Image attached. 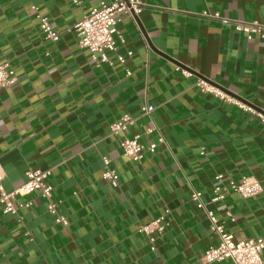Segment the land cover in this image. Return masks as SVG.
<instances>
[{
    "label": "crops",
    "instance_id": "0c3cea01",
    "mask_svg": "<svg viewBox=\"0 0 264 264\" xmlns=\"http://www.w3.org/2000/svg\"><path fill=\"white\" fill-rule=\"evenodd\" d=\"M82 1L0 0V61L18 77L0 91L2 184L13 192L28 171H51L53 200L69 222L57 225L38 193L15 200L32 203L20 211L23 226L0 206V264H201L219 239L193 190L236 242L264 239V191L211 203L218 175L264 187V123L197 86L206 80L264 113V40L203 16L264 24V0H139L143 11L119 25L126 44L118 52L134 55L113 68L94 64L73 28L114 0ZM40 16L61 32L59 42L45 40ZM146 101L165 143L135 162L110 127L131 115L139 120L131 135L144 133ZM103 158L117 184L103 179ZM167 210L153 252L140 229Z\"/></svg>",
    "mask_w": 264,
    "mask_h": 264
},
{
    "label": "built area",
    "instance_id": "2783aa9c",
    "mask_svg": "<svg viewBox=\"0 0 264 264\" xmlns=\"http://www.w3.org/2000/svg\"><path fill=\"white\" fill-rule=\"evenodd\" d=\"M77 5H82V0H74ZM145 5L139 0H114L110 4L102 3L100 6L92 8L89 13L76 23L73 30L78 38L79 47L88 50L91 60L94 64L101 67L107 65L110 68L115 66V62L122 65L134 55L133 51L126 54L118 52L119 44L125 45L126 39L119 29V25L123 20V16H131L140 14ZM204 17L221 21L224 25H232L239 33L245 34L248 40L259 38L264 40V24L257 22H241L238 20H230L222 18L220 14H203ZM40 28L44 34L45 40L57 43L61 40V32L52 27L48 17L40 16ZM115 55V60L111 58ZM181 70V69H179ZM186 77L192 74L186 70H181ZM133 73L127 71V77H131ZM18 81L17 74L9 61H0V91L13 87ZM197 86L205 94H210L216 98L229 104L238 106L245 112L258 117L264 123V113H261L244 103L238 98L224 92L216 86L210 84L206 80L199 79ZM155 107L149 102H145L141 107V118H146L148 123L144 133H133L131 129L138 124V119L131 115H124L118 121L111 125V135L120 138V148L123 155L135 162H142L147 154H155L158 147L165 143V139L161 134L159 126L156 124L153 114ZM155 137V141L146 143L143 138ZM51 171L30 170L26 174L25 183L14 190L6 192L3 187L4 172L0 165V206L5 215L14 216L20 225H24V217L20 215V211L30 209L31 201H25L16 204L17 198H28L33 194L40 196L47 201L48 213L54 217L57 225L67 227L68 220L58 212V204L53 200L54 188L49 184ZM103 179L117 184L119 175L116 170L111 168V162L108 158H103ZM217 185L213 188V198L211 203L224 200L231 194H236L244 199H251L259 196L264 187L262 183L254 178L243 177L236 181L230 179L224 182V176H216ZM203 194L197 190H193L191 200L196 204L199 210L207 213L211 224V230L217 235L219 244L210 247L204 254L201 264H216L222 262H230L231 264H264V239H251L246 241H235L232 234L226 233L223 226L215 213L208 209L207 204L202 199ZM170 214L166 211L163 216L156 219L152 223L143 226L140 229L150 237L151 251L156 252V241L158 237L164 235L166 230L165 220Z\"/></svg>",
    "mask_w": 264,
    "mask_h": 264
}]
</instances>
